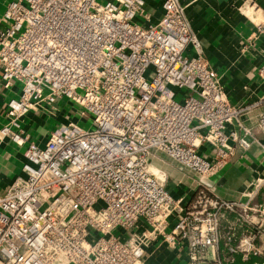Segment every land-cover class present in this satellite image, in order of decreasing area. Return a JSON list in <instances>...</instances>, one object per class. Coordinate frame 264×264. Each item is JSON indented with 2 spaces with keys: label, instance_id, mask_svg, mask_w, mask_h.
I'll use <instances>...</instances> for the list:
<instances>
[{
  "label": "built area",
  "instance_id": "built-area-1",
  "mask_svg": "<svg viewBox=\"0 0 264 264\" xmlns=\"http://www.w3.org/2000/svg\"><path fill=\"white\" fill-rule=\"evenodd\" d=\"M145 6L9 0L0 11L1 77L5 86L20 82L0 137L28 142L23 115L62 96L92 119V127L59 123L43 145L27 144L24 174L0 190V264H136L160 237L183 244L191 264L207 260L220 240L225 257L207 264L264 250L253 229L264 205L221 199L203 179L191 199L175 197L165 172L150 167L157 149L206 177L264 131V111L253 124L237 119L241 134L227 131L238 108L202 55L184 6L161 0L159 20L143 23ZM258 27L264 33V22ZM258 72L264 77V62ZM203 141L213 159L199 152Z\"/></svg>",
  "mask_w": 264,
  "mask_h": 264
},
{
  "label": "crops",
  "instance_id": "crops-1",
  "mask_svg": "<svg viewBox=\"0 0 264 264\" xmlns=\"http://www.w3.org/2000/svg\"><path fill=\"white\" fill-rule=\"evenodd\" d=\"M9 0H0L2 11ZM184 6L194 35L199 40V47L209 67L214 70L224 88L227 100L238 108V115L226 130L235 129L241 134L236 124L239 119L244 124H253L264 111V77L258 72L264 62V33L259 31V23L264 22V0H179ZM147 18L139 17L143 23H155L159 20L162 9L161 0H146ZM187 51L194 53L193 46ZM20 82L14 80L5 86L0 67V127L6 120L7 101L18 95ZM182 91H178L180 95ZM79 105L71 99L58 97L55 103L32 109L23 115L21 125L28 133V142L18 144L9 137H0V190L7 187L18 175H23L22 164L24 150L29 143L43 145L50 132L59 124L68 120L78 121L83 125L87 117L79 114ZM247 148L235 147L234 153L213 173L201 178L194 171L160 150H153L150 167L166 174L165 185L175 197L185 200L201 184L208 191L226 200L247 202L250 205H264V131H254L248 136ZM199 152L208 159L214 157V147L203 141L198 146ZM235 213H228L227 219H233ZM225 221V220H224ZM256 241L264 245V220L259 226H253ZM240 228H238V231ZM226 247L223 240L210 246L205 259L225 257ZM207 260L200 264H207ZM136 264H191L186 247L180 242H169L157 238L146 247L144 255ZM224 264H264V250L247 259L236 253L233 260Z\"/></svg>",
  "mask_w": 264,
  "mask_h": 264
},
{
  "label": "rangeland",
  "instance_id": "rangeland-1",
  "mask_svg": "<svg viewBox=\"0 0 264 264\" xmlns=\"http://www.w3.org/2000/svg\"><path fill=\"white\" fill-rule=\"evenodd\" d=\"M150 77H151V75H149ZM176 90H178L177 88H176ZM92 119H91V117H87L86 118V120L84 121V123H83V126H85V127H92Z\"/></svg>",
  "mask_w": 264,
  "mask_h": 264
}]
</instances>
